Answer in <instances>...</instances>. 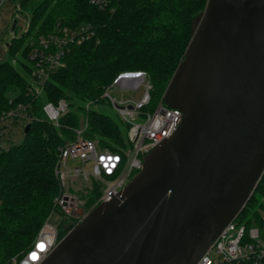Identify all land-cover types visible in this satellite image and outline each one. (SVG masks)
<instances>
[{"label":"water","instance_id":"water-1","mask_svg":"<svg viewBox=\"0 0 264 264\" xmlns=\"http://www.w3.org/2000/svg\"><path fill=\"white\" fill-rule=\"evenodd\" d=\"M163 99L175 132L39 264H197L239 215L264 174V0H208Z\"/></svg>","mask_w":264,"mask_h":264},{"label":"trees","instance_id":"trees-1","mask_svg":"<svg viewBox=\"0 0 264 264\" xmlns=\"http://www.w3.org/2000/svg\"><path fill=\"white\" fill-rule=\"evenodd\" d=\"M18 11H28L27 28L7 42L9 57L0 61V110L11 97L31 103L35 118L17 143L0 147V264H13L31 247L55 207L61 187L55 174L60 147L75 139V129L88 118L84 136L99 147L122 152L128 145L129 124L103 111L104 91L118 74L143 70L151 83L152 111L184 57L193 18L208 0H109L99 7L91 0H13ZM90 26L93 34L71 44L60 67L44 81L40 94L31 78L32 53L40 36L62 27ZM64 100L68 110L55 126L43 105ZM91 103L89 108L87 104ZM99 183L84 194L90 207L101 194ZM264 200V174L239 217L248 224L264 219L251 211ZM264 208V201L260 204ZM64 229L59 239L66 234Z\"/></svg>","mask_w":264,"mask_h":264},{"label":"built area","instance_id":"built-area-1","mask_svg":"<svg viewBox=\"0 0 264 264\" xmlns=\"http://www.w3.org/2000/svg\"><path fill=\"white\" fill-rule=\"evenodd\" d=\"M5 1L0 0V9ZM108 2L91 0L92 4L99 7L106 6ZM92 34L90 26L82 25L73 28L65 26L58 32L40 36L32 53L34 68L31 78L36 93L40 94L44 81L62 65L71 44L82 43ZM142 85L146 90L139 100H119L110 95V90L115 86L138 89ZM150 90L149 75L143 70L121 72L106 87L104 96L117 109L120 118L129 124L128 145L122 152L100 148L98 140L84 136L89 124L86 118L75 129V139L60 147L55 174L61 190L55 198L52 213H59L64 221L66 216L75 222L81 221L93 207L117 196L142 169L144 157L175 132L182 120V111L167 105L163 98L152 111H143L150 101ZM90 105L88 103L87 108ZM129 105H133V108H129ZM67 110L68 105L64 100L58 104L48 101L43 105L46 117L55 126H59V118ZM32 112L31 103L10 98L9 106L0 110V147L6 148L23 138L26 125L35 118ZM140 117L144 120L137 121ZM69 159L80 161L81 164L70 165ZM94 182L100 184L102 191L99 198L88 207L81 191L87 192ZM81 209L83 213L79 214ZM238 217L226 225L197 264H264V219L248 224ZM60 228L48 217L26 254L20 259L13 258L12 263L39 264L61 239Z\"/></svg>","mask_w":264,"mask_h":264},{"label":"rangeland","instance_id":"rangeland-1","mask_svg":"<svg viewBox=\"0 0 264 264\" xmlns=\"http://www.w3.org/2000/svg\"><path fill=\"white\" fill-rule=\"evenodd\" d=\"M30 19H31L30 12L18 11L13 0L5 1V3L0 9V61L6 60L9 57L8 50H7V42L10 41L15 35V32L13 30L14 22L16 21L15 28H17L18 30L17 32L20 34L22 33V31H24L27 28ZM145 90H146V87L144 85L140 86L138 89L121 88V86L119 87L115 86L110 90V95L111 97L118 98L119 100L120 99L139 100L141 99ZM107 101H108L107 103L103 104V107H102L103 111L109 115H112L118 118L119 115H118L117 109L114 107V105L110 102L109 99ZM143 120H144L143 117H140L137 119V121H143ZM68 163L70 165L81 164L80 161H72L70 159L68 160ZM92 190H93V187L91 186L89 187L87 192L81 191V194L83 195L89 194ZM263 201H264L263 199L260 200L259 204L256 205V207L251 211L250 216L252 215V212L254 210H260L264 212L263 206L260 205ZM49 220L53 224L58 225L59 227L64 226L66 223L63 219L60 218V214L57 212H53V213L51 212L49 216Z\"/></svg>","mask_w":264,"mask_h":264},{"label":"flooded vegetation","instance_id":"flooded-vegetation-1","mask_svg":"<svg viewBox=\"0 0 264 264\" xmlns=\"http://www.w3.org/2000/svg\"><path fill=\"white\" fill-rule=\"evenodd\" d=\"M64 228H63V226L60 228V232H61V230H63Z\"/></svg>","mask_w":264,"mask_h":264}]
</instances>
